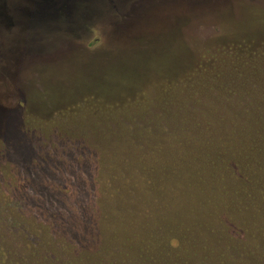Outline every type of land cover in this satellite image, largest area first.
Here are the masks:
<instances>
[{
  "label": "rangeland",
  "instance_id": "1",
  "mask_svg": "<svg viewBox=\"0 0 264 264\" xmlns=\"http://www.w3.org/2000/svg\"><path fill=\"white\" fill-rule=\"evenodd\" d=\"M64 2L68 11L55 9ZM262 66L264 0H0V218L13 207L11 218L49 224L42 231L51 237L64 228L72 248L104 243L120 227L104 206L126 203L128 220L140 221L127 197L101 192L139 182L143 173L123 159L153 156L149 145L174 143L176 129L199 130L198 114L224 97L229 108L236 83ZM189 110L198 114L178 126ZM163 127L171 134L162 138ZM53 205L63 214H50ZM244 216L237 211L235 222ZM30 222L33 242L17 251L54 258L58 247L42 244Z\"/></svg>",
  "mask_w": 264,
  "mask_h": 264
},
{
  "label": "trees",
  "instance_id": "2",
  "mask_svg": "<svg viewBox=\"0 0 264 264\" xmlns=\"http://www.w3.org/2000/svg\"><path fill=\"white\" fill-rule=\"evenodd\" d=\"M257 69L252 71L253 78L236 83L238 99L228 98L229 108L223 104L224 97L220 105L203 111L205 114L189 110L191 113L183 111L177 116L181 127L191 123L188 118L197 113L201 117L195 122H200L199 130L191 127L186 135L176 129L174 143L149 145L153 156L137 155L135 163L128 157L121 160L127 168L143 173L137 178L145 187L136 179H127L129 186L105 185L100 191L127 197V202L132 201V212L127 213L139 216L140 221L128 220L126 203L109 204L110 209L104 206L102 214L120 227L114 225L100 245L72 248L62 240L64 228L51 237L42 231L49 224L11 218L19 217L17 208L12 207L5 211L6 218H0V264H25L28 260L14 261L7 252L30 256V264H264V66ZM245 94L253 97L248 107L242 102ZM162 129V138L171 134L166 127ZM131 148L129 143L122 147ZM106 167L107 161L102 159L101 169ZM44 190L45 199L56 197L48 187ZM62 210L58 205L48 208L55 215L63 214ZM237 211L245 215L240 224L234 220ZM30 220L33 231L41 230L42 244L58 247L56 258L44 256L38 248L17 251L33 242L24 226ZM70 224L69 231L74 229L72 221ZM138 228L142 232L137 237ZM121 230L123 241L119 242Z\"/></svg>",
  "mask_w": 264,
  "mask_h": 264
},
{
  "label": "water",
  "instance_id": "3",
  "mask_svg": "<svg viewBox=\"0 0 264 264\" xmlns=\"http://www.w3.org/2000/svg\"><path fill=\"white\" fill-rule=\"evenodd\" d=\"M64 1V0H63ZM49 4V3H48ZM53 5H56V3H53ZM71 7L69 6V2H64L63 7L62 8H55L56 10H61V11H68ZM51 7H50V11H51ZM54 10V8H53ZM20 40H22L21 38H16V45L20 46ZM23 41V40H22Z\"/></svg>",
  "mask_w": 264,
  "mask_h": 264
},
{
  "label": "flooded vegetation",
  "instance_id": "4",
  "mask_svg": "<svg viewBox=\"0 0 264 264\" xmlns=\"http://www.w3.org/2000/svg\"><path fill=\"white\" fill-rule=\"evenodd\" d=\"M28 51V50H27ZM29 53V52H28Z\"/></svg>",
  "mask_w": 264,
  "mask_h": 264
}]
</instances>
